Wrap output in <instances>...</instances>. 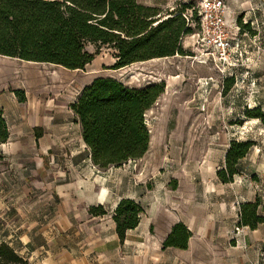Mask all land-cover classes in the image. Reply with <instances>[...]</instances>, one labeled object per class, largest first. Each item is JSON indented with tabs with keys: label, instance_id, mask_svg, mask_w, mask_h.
Wrapping results in <instances>:
<instances>
[{
	"label": "crops",
	"instance_id": "obj_1",
	"mask_svg": "<svg viewBox=\"0 0 264 264\" xmlns=\"http://www.w3.org/2000/svg\"><path fill=\"white\" fill-rule=\"evenodd\" d=\"M230 20L235 25L233 15ZM94 62L67 70L0 56V109L8 131L0 143V245L27 264H264V170L247 159L251 149L231 183H220L214 171L211 187L204 180L193 186L192 168L185 166L171 187L165 173L145 178L143 157L107 169L92 164L71 105L98 77ZM208 167L199 169L201 176ZM256 196L263 222L239 227L240 205ZM123 199L143 213L120 241L112 217ZM99 206L104 215L89 214ZM178 223L190 232L186 249L164 248Z\"/></svg>",
	"mask_w": 264,
	"mask_h": 264
},
{
	"label": "trees",
	"instance_id": "obj_2",
	"mask_svg": "<svg viewBox=\"0 0 264 264\" xmlns=\"http://www.w3.org/2000/svg\"><path fill=\"white\" fill-rule=\"evenodd\" d=\"M188 8L190 6H184L178 14L154 25L158 10L141 5L137 0H0V56L83 70L95 57L86 50V45L90 44L112 49L115 63L110 69L119 70L152 59L186 55L180 39L193 34L183 15ZM233 84L234 77L225 79L222 94ZM164 88V82L132 88L113 78L97 77L82 89L71 109L94 166L99 169L119 167L146 154L149 131L145 113L163 94ZM20 94L16 92L22 101ZM244 116L258 119L264 127V112L260 108L246 110ZM7 138L0 109V143ZM252 146L253 141L229 142L224 164L215 172L220 183H231L240 174L238 162ZM260 203L256 196L253 201L240 205L239 227L254 229L263 222L257 215ZM142 213L140 205L132 200L119 202L112 219L120 241L124 240L126 231L138 225ZM89 214L104 215L105 211L100 206L92 207ZM189 237L190 232L178 223L164 240L163 247L185 250ZM0 264L27 262L8 245L1 244Z\"/></svg>",
	"mask_w": 264,
	"mask_h": 264
},
{
	"label": "rangeland",
	"instance_id": "obj_3",
	"mask_svg": "<svg viewBox=\"0 0 264 264\" xmlns=\"http://www.w3.org/2000/svg\"><path fill=\"white\" fill-rule=\"evenodd\" d=\"M137 2L158 10L154 25L190 6L183 15L193 33L198 29L196 0ZM229 5L239 29L236 40L244 50V64L236 76L237 86H232L226 94H222L221 76L213 63H201L192 33L180 39L186 55L152 59L119 70L110 69L115 60L112 49L86 45V50L95 54L98 77L113 78L132 88L165 84L163 94L145 113L149 131V148L141 165L145 178L165 173L169 181L166 186L171 187V177H180L178 172L185 166L192 168L193 186L200 187L204 180L211 187L214 171L222 166L225 150L232 140L253 141L255 147L247 159H256V170L259 167L264 170V127L258 119L244 116L246 110L255 108L264 112V0H230ZM78 74L82 79L88 78L86 71ZM228 97L234 103L230 104ZM239 106L244 111H236ZM239 120L242 124L237 123ZM205 165L209 167L201 176L199 169Z\"/></svg>",
	"mask_w": 264,
	"mask_h": 264
},
{
	"label": "built area",
	"instance_id": "obj_4",
	"mask_svg": "<svg viewBox=\"0 0 264 264\" xmlns=\"http://www.w3.org/2000/svg\"><path fill=\"white\" fill-rule=\"evenodd\" d=\"M198 30L192 34L199 49L201 63H213L220 82L233 77L243 60V51L236 40L238 27L231 23L232 12L226 0H196ZM232 28L235 33L232 32ZM207 83H205L206 85ZM240 231L236 228V233Z\"/></svg>",
	"mask_w": 264,
	"mask_h": 264
}]
</instances>
